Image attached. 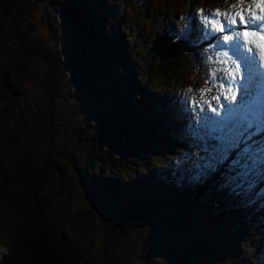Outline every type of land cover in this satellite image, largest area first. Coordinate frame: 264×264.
<instances>
[{"label": "rangeland", "instance_id": "rangeland-1", "mask_svg": "<svg viewBox=\"0 0 264 264\" xmlns=\"http://www.w3.org/2000/svg\"><path fill=\"white\" fill-rule=\"evenodd\" d=\"M104 1L115 10V18L119 20L123 18L129 29L128 42L132 50L125 62L127 69L118 72L120 75L125 74L126 77L133 72L136 73V82H140L141 88L145 87L144 92H139V101L144 100L153 106L159 104L169 112H184L187 115L190 112L189 108L193 114L198 111L192 103H186L194 96L195 100L200 102V107L206 109L207 104L201 101L199 92L185 90L189 87L193 89L210 87V84L204 83L209 68L223 67L218 63L211 65L208 63L207 54L203 52L208 46L207 42H202L200 47L199 44L194 45L196 53L187 56V63L180 65L174 74L165 76L162 73H155L149 78L148 74L142 71L141 65L147 59V47L151 48V36L160 33L158 29L163 30V34H171L177 38V34L189 23L190 18L194 17L193 22L198 23L203 15L218 8L225 10L228 4L234 3L235 0H228L227 4L224 0H152L153 8L149 10H145L146 4L141 7L137 5L138 0H128L133 6L132 12H126L122 7L124 0ZM64 2V0H10L5 14L0 18V110L5 112L4 122H0L4 126L0 134L3 135L0 154L4 171L20 174L24 167L25 155L29 150H33L31 156L33 170L38 173L46 171V178L50 180L48 185L51 195L48 209L50 216L62 241L69 246L73 254H76L82 264L115 262L180 264L176 246H185L194 251L202 249L205 254L200 255L198 259L196 255L197 262L194 264H235L236 261L239 263L250 257L255 259L256 264H264V226L248 230L228 226V223L224 222V210H232L234 207L241 208L239 214L242 217L247 210H257L256 220L264 219V212H258L264 208V181L257 182L250 194L237 195L230 188L221 187L226 175V171L223 170L203 179L195 181L187 179L183 183L197 188L200 181L207 194L218 199L220 204L215 206L216 210H212L211 206L208 210L202 208L203 212L197 217L199 223L205 226L214 219L215 211L220 213L221 216L214 221L215 227L210 231L201 226L199 232L188 233L184 231L188 221L183 219V224H179L180 227L177 229L159 228L155 221H150L137 235L120 238L124 234H114V228L119 226V218L112 211L113 204L109 199L98 194L97 191L104 190L95 186L92 175L98 180L101 179L102 183L103 180H111L119 184L117 178H119L117 180L125 178L122 181L126 184L131 181L140 182L135 187H128L130 189H140L141 183L146 184L147 186H142L148 190L145 192L149 195L155 194V199L150 195L148 201L158 206L159 201L166 203L171 200L170 194H162L153 186L151 180L153 173L155 172V175L157 171L162 172L166 169L170 172L172 166L173 168L182 166L186 173L194 172L193 175L196 177L197 170L192 167L193 160L203 153L200 147L193 146L191 139L171 142V138L162 137V140L152 145L153 150L150 146H145L144 149L140 148L141 153L135 156L123 154L110 147L98 149L90 139L84 140L86 135L82 132L83 121L98 111L100 103L97 100L85 106L80 98L79 87H71L73 72L77 71L76 61L71 59V47L79 43L74 39L78 30V20L76 21L75 17V25L71 23L69 25V22L62 18ZM191 2L198 7L191 8L189 6ZM1 3L2 0L0 7ZM90 4L95 10V0H91ZM69 6L75 10L72 4L69 3ZM146 13L151 18H146ZM165 22L172 24V30H164ZM166 26L168 27V23ZM139 27L143 29H137L136 34V28ZM226 34L228 33H217V36L222 37ZM195 36L196 33L193 32L187 43L193 44ZM55 51L58 52L60 61L57 71L54 72L57 73L54 76L55 81L50 82L52 80V72H49L52 63L50 59L55 58ZM224 51H227V48ZM229 55L231 56L230 52ZM194 60L198 63L193 64ZM89 70L88 74L94 78V69ZM4 75L9 77L14 89L22 96L14 97L11 92L4 89ZM110 75L105 78L109 80V86L116 85L117 82L122 84L126 78L121 79L117 73ZM217 75L220 77L217 83H228L224 79L223 71ZM91 78L88 76L86 89H92L97 84L98 78L94 80ZM134 89V86L131 88L127 86L126 91L120 89V93L125 97ZM213 95H217L216 89L207 93L205 99L215 104V101L210 99ZM48 103H51V109L48 108ZM180 119L184 120L179 116L175 120L176 125ZM88 137H91V133L87 134ZM166 140L169 143L165 144ZM76 165L89 166L90 177L84 178L86 180L84 186L79 181ZM12 185V182L4 185L0 179V258L8 251L15 212L27 210L28 206L20 199H15L13 193L11 197L5 195V190L13 188ZM128 188H125L126 195L119 202L115 201L122 209L126 205L138 207L136 196L130 195ZM218 188L221 189L219 193L216 191ZM167 189L173 190L170 187ZM89 194L91 197H88ZM210 200L211 198H208L203 204L209 203ZM128 201L129 204H125ZM132 201L134 205L131 204ZM219 227H226L225 234L230 238L236 236L230 244L231 248L224 243L220 247L218 241L211 242L209 235H214ZM182 233L185 237H181ZM175 238L178 239L174 241ZM163 241L164 245H160ZM208 242L210 244L206 246Z\"/></svg>", "mask_w": 264, "mask_h": 264}, {"label": "trees", "instance_id": "trees-1", "mask_svg": "<svg viewBox=\"0 0 264 264\" xmlns=\"http://www.w3.org/2000/svg\"><path fill=\"white\" fill-rule=\"evenodd\" d=\"M71 1L73 7L76 8L78 19L77 40L79 41L73 47L71 53V59L76 61L77 67L76 73L73 72L72 75L73 84L71 87H79L80 98L85 106L97 100L100 103L98 111L83 121L82 132L86 135L84 140L88 141L90 139L98 149L110 147L131 156L140 154V148L144 149L145 146H150L153 150L152 145L162 140V137L171 138V142L179 140L180 138L176 134L177 125L175 120L178 119L180 113L169 112L159 104L153 106L148 105L144 100L139 101V92H144L145 87L141 88L140 82H136V73L133 72L129 77H126L125 74L120 75L118 72L121 69H127L125 62L132 50L128 42L129 29L124 24L125 20L123 18L116 19L115 10L107 6L104 0H95V10L91 7V0ZM151 1L138 0L137 5L141 7L146 4L145 10H149L153 8V1L152 3ZM9 4L10 0H2L0 18L5 14ZM139 6H137L138 9ZM189 6L191 8L198 7L194 2H191ZM122 7L126 12H132L133 6L128 0H124ZM138 9L135 7L136 12H138ZM145 17L151 18L147 13ZM166 23H168V27ZM172 28L170 22H165L164 30H172ZM137 29L142 30L143 28H136V34ZM158 30L160 33L151 36V48L147 47V59L141 65L142 71L147 73L149 78L155 73H162L165 76L174 74L178 71L180 65L187 63V56L190 57L196 53L193 47L194 44L190 45L171 34H163L164 31L161 29ZM54 57L50 59L52 61L49 66V72H52L50 82L55 81L54 76L57 73L54 72L57 71L60 61L57 51H55ZM193 59H195V56H193ZM192 63L197 64L198 62L194 60ZM89 69H94V78H91V74H88ZM111 73H117L121 79L126 77L122 83L124 87L118 82L116 85H108L109 80L105 78L110 77ZM88 76L92 80L98 78L97 84L92 89H86L89 81L87 80ZM127 86L130 88L134 86L135 89L124 97L120 93V89L126 91ZM48 108L51 109V103H48ZM4 114L5 112L0 110V122L2 123L5 119ZM3 129L4 126L0 123V134ZM88 133H91V137L87 138ZM2 137L3 135L0 136V149ZM81 139L78 138V140ZM164 143L167 144L169 141L166 140ZM32 154L33 150L31 149L25 155L23 170L18 175L14 174L13 171H4L0 154V179L3 180L4 185L8 182L13 184V188L5 190V195L11 197L13 193L16 196L15 199H20L26 206L28 205L27 210H18L14 214V225L8 241V251L1 256L0 264H82L76 254H73L71 249L68 248L69 246L67 247L62 241V237L50 216L48 210L51 201V195L48 191L50 180L46 178V171L45 173H38L33 170ZM75 167L77 168L79 181L84 186L86 182L84 178L90 177L88 174L90 172L89 166L79 167L76 165ZM173 167L170 168V172L167 169L162 172L160 170L155 175L154 172L151 177L153 186H156L162 194H170L171 202L161 203L159 201L158 206L148 201L150 195L155 199V194L149 195L141 184L140 189L128 188L130 195L136 196L138 207L126 205L122 209L118 207L119 203L117 202L126 195L125 188L120 183L106 185L101 182V179L98 180L96 176L92 175L95 186L104 190L95 191L103 198L109 199L113 204L112 211L119 218V226L114 228V234H124L120 238L133 234L137 235L143 230L144 225L150 221H155L159 228L177 229L180 227L179 224H183V219L188 221L184 231L188 233L200 231L202 224L199 223L197 217L203 212L201 209L208 210L211 206L212 210H216L215 206L220 203L218 199L207 194V190L201 187L203 183L200 181L197 187H200V189L183 185L187 179H192L194 172L186 173L185 168L182 166ZM39 179H41V182H39ZM120 180H125V178ZM168 187L173 190H168ZM216 191L219 193L221 189L218 188ZM221 195L224 196L222 192ZM88 197H91L90 194ZM114 197L115 199H113ZM208 198H211L210 202L203 204ZM125 204H129V201ZM131 204L134 205L133 201ZM121 205H124V203H121ZM236 208L224 210V222L228 223V226L248 230H252L257 226H264L263 219L258 218V221L255 218L257 210H247L242 217L239 214L241 208ZM249 212L250 214H248ZM220 216V213L215 211L214 219H211L202 227H206L210 231L216 225L214 221ZM210 223L213 224L210 225ZM225 233L226 227H219L214 235H209L211 242L218 241L220 247L224 243L228 248H231L232 245L230 244L236 236L230 238ZM181 237H185V235L182 233ZM176 239L178 238H175L174 241ZM162 243L160 245H164V241ZM209 244L210 242L206 246H209ZM175 250L180 264H194L200 255L205 254L202 249L194 251L185 246H176ZM255 262V259L250 257L248 260L239 261V263L236 261L235 264H256Z\"/></svg>", "mask_w": 264, "mask_h": 264}, {"label": "snow or ice", "instance_id": "snow-or-ice-1", "mask_svg": "<svg viewBox=\"0 0 264 264\" xmlns=\"http://www.w3.org/2000/svg\"><path fill=\"white\" fill-rule=\"evenodd\" d=\"M193 21L194 17L189 19L177 38L188 42L195 32L194 45L208 44L203 49L208 63L223 66L209 68L204 83L210 87L185 90L199 92L207 104L202 109L194 96L186 101L198 111L192 116L195 125L189 124L185 134L203 153L193 160L194 179L223 170L221 187L247 195L257 182L264 181V91L257 87L264 82V0H235L227 9H215L198 23ZM217 33L228 34L220 37ZM220 71L227 84L217 83ZM213 89L217 95L210 99L215 104L205 99Z\"/></svg>", "mask_w": 264, "mask_h": 264}, {"label": "bare ground", "instance_id": "bare-ground-1", "mask_svg": "<svg viewBox=\"0 0 264 264\" xmlns=\"http://www.w3.org/2000/svg\"><path fill=\"white\" fill-rule=\"evenodd\" d=\"M258 60H259V58H257ZM263 90H264V84H263ZM189 113L186 115V114H184V112H182V113H180L179 114V116L181 117V118H183L184 120H182L181 121V119H180V121L178 120L177 121V127H176V134L179 136V138L180 139H182V140H185V139H191V138H189L188 136H186V134H185V129L188 127V125L189 124H192V125H195V120L194 119H192V116H193V112L191 111V108H189ZM192 140V139H191ZM113 179V178H112ZM117 179H119V178H117ZM116 179V181H118L121 185H122V187L123 188H128V187H132V186H136V185H138V183H140V182H136V181H131V182H127V184L124 182V181H122V180H117ZM192 179H193V181H195V179H194V175H193V177H192ZM103 183H105L106 185L108 184H111V183H116V182H114V181H111V180H103ZM142 184V183H141ZM142 185H146V184H142ZM147 186V185H146ZM146 191H148L147 189H146ZM252 211V210H251ZM258 212H264V208H261ZM263 219V218H262ZM264 220V219H263Z\"/></svg>", "mask_w": 264, "mask_h": 264}, {"label": "water", "instance_id": "water-1", "mask_svg": "<svg viewBox=\"0 0 264 264\" xmlns=\"http://www.w3.org/2000/svg\"><path fill=\"white\" fill-rule=\"evenodd\" d=\"M64 5H63V9H62V18L65 20V21H68L69 22V25L71 23V25H75V17H76V21L78 20L77 19V13L75 10L71 9L70 6H69V3L72 4L71 0H64ZM74 6V5H73ZM75 9V8H74ZM77 24V23H76ZM70 33L72 34V28H70ZM69 39V38H68ZM67 39V43L70 42V39L68 40ZM74 39L77 40V31L75 32V35H74ZM76 44H74L72 47H71V53H72V49L73 47L75 46ZM3 87L5 90L11 92L13 94V96H17V95H21L20 93H18L15 89H14V86L13 84L10 82L9 80V77L6 75H4V78H3Z\"/></svg>", "mask_w": 264, "mask_h": 264}]
</instances>
